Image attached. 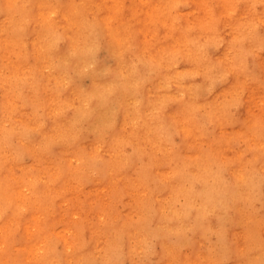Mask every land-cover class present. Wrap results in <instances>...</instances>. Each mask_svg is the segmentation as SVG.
Segmentation results:
<instances>
[{"label": "clouds", "instance_id": "9594fccd", "mask_svg": "<svg viewBox=\"0 0 264 264\" xmlns=\"http://www.w3.org/2000/svg\"><path fill=\"white\" fill-rule=\"evenodd\" d=\"M60 3L37 0L33 17H22L14 30L23 32L35 21L33 32L39 31L40 39L46 40L58 30L59 20L47 17L55 16ZM202 6L203 15L195 23H182L191 14L183 11L190 7L189 0H162L154 22L179 32L180 38L159 54L125 50L118 59L102 27L75 37L73 51L74 36L65 32L64 44L53 53L61 58L60 79L75 81L85 95L62 127L58 122L50 127L41 105L30 95L38 92L35 75L4 81L12 101L0 104V218L10 210L14 214L25 210L17 203L18 183L25 199L44 194L61 178L90 185L110 165L119 164L125 149L133 148L136 154L138 149L122 135L126 127L150 129L172 147L174 137L185 130L204 138L249 115L255 127L264 128V0H202ZM253 90L259 93L255 98ZM253 100L259 115L248 107ZM19 108L31 110L29 122L17 116ZM9 164L15 172L6 168ZM215 169L210 175L203 169L194 174L185 166L168 177L180 181L167 201L166 219L178 223L169 230L177 238L174 243L197 232L206 239L217 235L209 220L221 209L218 197L224 180L223 167ZM51 251L52 264H62L61 254L55 248ZM117 252H105L102 264H113L111 257ZM151 253L146 243L144 254Z\"/></svg>", "mask_w": 264, "mask_h": 264}, {"label": "bare ground", "instance_id": "6f19581e", "mask_svg": "<svg viewBox=\"0 0 264 264\" xmlns=\"http://www.w3.org/2000/svg\"><path fill=\"white\" fill-rule=\"evenodd\" d=\"M100 1L102 2V9L99 11L101 7L96 8L98 7L96 0H61V3L56 5L55 16L47 17L48 19L59 20L58 30L46 40H41L40 32H33V28L36 27L35 21L25 26L23 32L14 30L18 27L22 17H28L29 19L33 17L37 8V0H0V104L12 101L9 85L4 82L6 79L13 76L21 79L25 77L31 78V76L35 75L36 79L39 80L38 92L30 93V95L41 105L44 117L49 121V126L51 127L53 122H58V128L62 127V122L68 121L73 116L82 103L85 93L78 90L73 81H61L60 79L59 63L61 58L53 53L64 44L65 32L74 36V51L75 37H86L94 28L102 27L111 42L114 55L118 59L124 55L125 50L136 51L146 55L159 54L173 46L180 38L179 32H173L170 28L162 25L165 39H161L160 23L154 22L153 17L162 0H137L143 4L145 9L140 11L141 8L138 4L132 6L136 16L130 20L129 18L120 19L122 13L132 10V7L126 5L124 0ZM52 2L55 4V0H52ZM40 11L43 12L44 10L40 9ZM89 14H93V19L89 18ZM142 14H145L146 18H142ZM44 18L43 16L40 17V19ZM185 18L187 22L195 23L194 20ZM146 23L149 24L147 36L144 30ZM183 68L184 65H181V70ZM60 86L64 90L61 101L56 99L57 96L54 94V88H59ZM30 115V109L19 108L17 110V116L23 122H29ZM170 120L171 118H169ZM122 135L128 137L129 142L133 143V146L138 151L136 154H132L133 148L125 149L126 155L123 156L121 154L119 164L110 165L106 172L93 183L102 182L110 178L115 181L118 179L122 185L121 195L127 198L129 187L132 183L137 184L138 187H133L131 190L146 188V194L141 204L143 205L142 216L136 222L118 220L114 222V219L110 218L111 238L110 240L106 239L103 243L101 240L103 238L102 233L105 232V235L108 233L107 225L105 226L106 230H101L95 225L96 223L90 222L89 230L91 232L89 234L82 233L84 236L79 242V245H82L79 250V256L76 253L73 254L74 250L75 252L78 251L73 249L75 246L72 239L67 238L68 236L65 234L67 228H65L66 230L63 229V234L61 235L63 243L69 247V250L65 249L67 251L65 253L70 254L71 257H68L70 261L64 253L58 252L63 255L67 264H79L82 258H85L83 264H89L88 258L91 254H93L95 259H98L96 261L102 264L105 252L109 249L118 250L117 254L111 257L113 264H120L124 259L136 264H153L151 259L147 263L142 260L146 243L151 245V239H156L160 245L159 251L151 253L152 256L157 258L154 264H196L193 261L202 255V246L213 237L216 238V241L213 242L214 245L219 246L220 250L224 249L221 250L222 259L229 260V264L242 263L251 254L254 256L257 254L264 255V241L262 239L260 240L261 243L250 241L247 251L244 245L245 237L241 234L243 230L241 228L242 218L246 211L251 210L252 213L258 214L264 213V205L262 207L263 194L259 185L261 180L259 181V173L256 170L246 172L243 167L239 166L234 167L235 170L232 171L229 168L227 170L223 169L224 184L220 185L221 192L218 197V200L222 201V206L209 220L211 229L217 235L206 239L202 233L197 232L192 234L189 240L181 241L177 244L174 243L177 238L169 235V230L176 229L178 223H169L166 219V214L167 201L172 194V189L179 185V178L170 180L168 177L173 172H176L175 166H178L180 170L188 166L189 172L194 174L201 173L202 168L190 165L183 159L184 150L191 145L193 138L189 139L188 131L185 130L177 136L181 138L182 144H177V138L174 137L175 146L172 147L161 143L156 134L147 128L130 131L126 127ZM258 145L261 146V151L263 152L264 143ZM257 156V160L260 159L258 163H264V152ZM6 168H12L13 172L16 171L11 164L7 165ZM204 171L210 175L213 170L205 169ZM4 175H7V171ZM45 179H47V176H45ZM64 180L61 178V184ZM14 187L17 203L25 208L26 203L31 202V208L33 207L35 211L43 209L47 199H53L55 194L60 195L61 193V188L53 184L48 187L44 194L36 192L25 199L26 194L23 191V187L19 183ZM66 201V197L62 194L60 205ZM98 208L96 206L95 209L98 210ZM127 211L128 213L131 212L128 208ZM12 213L14 214V212ZM9 217L0 221V239H4L3 243L1 242L3 239L0 241V259L1 253L4 254L8 247L5 241H8V244L12 241L11 233L8 231H10L9 228L14 226L15 217L14 215ZM17 222L18 227L21 221L17 220ZM30 227L28 225L26 231L30 230ZM122 233H125L126 237L121 236ZM39 236L43 237L42 234ZM39 236L35 237L39 239ZM33 238L25 246L24 250L34 252L39 249L36 247V241ZM87 238L93 241L89 242L88 246H83L85 245L84 240ZM75 245H78L77 241ZM184 247H190L192 249L191 253L187 254L184 252L185 255H182L181 251ZM17 251L15 253H18ZM10 256L12 255L10 254ZM8 257L7 259L10 258ZM54 257L55 253L51 259L46 260L47 264H51L50 262L53 261ZM9 263L11 264V262ZM259 263H264V257ZM199 264L209 263L207 260H202V263Z\"/></svg>", "mask_w": 264, "mask_h": 264}, {"label": "rangeland", "instance_id": "374dc122", "mask_svg": "<svg viewBox=\"0 0 264 264\" xmlns=\"http://www.w3.org/2000/svg\"><path fill=\"white\" fill-rule=\"evenodd\" d=\"M96 1L98 6L96 8L101 7L102 2L100 0H96ZM124 2L126 5L131 7L138 4L141 8L140 11H143L145 9L143 7V4L137 0H124ZM189 4L190 7L183 11L191 14L189 16L186 15L185 17L189 18L192 21L194 20L196 22L197 18L203 15L202 0H189ZM101 9L102 7L99 9V11ZM193 9H197L198 11L193 12ZM122 15L120 16V19L129 18L130 20L132 18L133 19L135 18L136 13L132 7V10H130L127 13H122ZM141 17L146 18L145 14H142ZM185 17L182 20V23H189L186 21ZM89 18L93 19V14H89ZM145 26L146 27H144V30L146 31V36H147V31L149 32L148 30L149 24L146 23ZM159 31L160 34H162L161 39L164 40L165 36L163 35L162 24H159ZM73 83L75 84V81H73ZM84 83L88 84L89 82L85 81ZM54 89H55L54 94L55 96H57L56 99L61 101V97L64 93L63 88L60 86L59 88L55 87ZM255 95L258 96L259 93H256V91L253 90V98H255ZM254 104H255V100H253V102L249 104L248 107L251 108L253 114L259 115V112L255 108ZM188 137L189 139L190 138L193 139L191 140V145L184 150L185 154H183L184 155L183 159L190 165L198 166L203 170L210 169V171L216 170L215 169L216 167H223V169L226 170L227 168H229L232 171L235 170L234 167L236 166L243 167L244 170H246V172L256 170L259 173L258 179L259 181L261 180L259 182V185L261 192L263 194V204H262L263 207L264 163L262 164L258 163V160L260 159L257 160L258 157L257 155H261L264 152L261 151V146L258 145V144L262 145L264 143V128L254 126V117L252 115H249L248 117L245 118L243 122L237 123L236 126L234 127L225 128V129H215L204 138L198 139L192 136V134L189 131H188ZM176 138H177V144H182L181 138L180 137H176ZM174 169L176 172L180 171L178 166H175ZM61 182L62 181H58L56 183V187L61 188L60 195L55 194L53 199L50 200L47 199V202L44 204V208L41 209L40 211L38 210L35 211L33 207L31 208V202H27L24 208L26 209V211L24 210L23 213L21 212L19 214H13L12 213L13 211L10 210L2 218H0L1 219L0 221H2V219H7V217H9L10 215H14L15 217V219L13 218L14 226L9 228L10 231H8L9 233H11L12 241H10L9 244L8 241H5L8 247L4 254L1 253L2 256L0 259V264L2 263L10 264L9 262H11V264H15V263L16 264H30V263L47 264L46 260L51 259L54 254L51 251L53 248H55L56 251L64 253L66 258L71 257L70 254L65 253L67 252L65 251V249L69 250V247L65 246L61 235L63 234V229L65 228H67V232L65 233L68 236L67 238H71L74 243L75 248L73 247V249H77L78 251L75 252L74 250L73 254L76 253L79 256L80 253L79 250L82 247V245H79V242L84 236L82 233L89 234L91 232L89 230L90 222L96 223L95 225H97L101 230H106L105 226L107 225L108 233L106 235L105 232L102 233L103 238L101 240L103 243L106 239L110 240L111 238L110 218H113L114 222H116V220L126 221V222L127 221L136 222L142 216L143 205L141 204L143 203V198L146 194V188H143L142 190L140 189L131 190V188L133 187H138V185L135 183H132L131 186L129 187V193L127 198L126 196L123 197L121 195L122 185L120 184L118 179H116L115 181L110 178L103 180L102 182L100 181L98 183H92L90 185H87L85 183L74 185L71 180H67V179H65L62 184ZM62 194H64L67 201L62 202L60 205L59 202H61ZM96 206L99 207L98 210L95 209ZM127 208L131 212L128 213ZM262 214L252 213V211L249 210L245 212L242 218L243 223L241 225V228L243 230L241 234L245 237L244 245L247 251H248V243L250 241L253 240L256 241L257 243H261L260 242L261 239L264 241V213ZM17 220L21 221L18 227H17L18 224ZM35 222L38 224H36ZM28 225H30L31 227L29 228L30 230L26 231ZM45 228L48 229L46 230ZM40 234H42L43 237L39 236ZM35 236H39V239H37L38 237ZM121 236L126 237L125 233H122ZM32 237H34L33 240L36 241V247L39 249L35 250L34 252H30L29 250H24L25 246L28 245ZM257 237L260 238L257 239ZM75 238L76 241L78 242V245H75L76 242ZM92 241L93 240L89 238L85 239L84 240L85 245L83 246H88L89 242ZM214 241H216L215 237L205 242V244L202 246V251H203L202 255L198 258H195L193 263L199 264L202 263V260H207L209 264L230 263L229 260L226 261L222 259L221 250L224 249L220 250L219 246L214 245L213 243ZM1 242L3 243L4 239ZM151 247H152V253L153 251L160 250V245L158 244L156 239H151ZM16 251L18 253H15ZM191 251L192 249L190 247H184L181 252L182 255H185L184 252L190 254ZM13 253L17 255H14ZM10 254L12 256H10ZM7 257L9 259H7ZM263 257L264 255L257 254L254 256L253 254H251V256L248 257L246 261L239 264H258V262L262 261ZM61 259H62V264H67V261L65 260L63 255H61ZM88 259H89L88 261L89 264H100V262L96 261L98 259H95L93 254H91ZM149 259H151V262L153 264L157 261V258L152 256L151 254L145 255L143 253L142 255L143 262L147 263ZM84 260L85 258H82L79 264L81 262H84ZM50 263L52 264V262ZM120 264H136V263H133L128 259H124ZM259 264H264V263H259Z\"/></svg>", "mask_w": 264, "mask_h": 264}]
</instances>
